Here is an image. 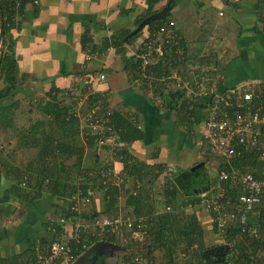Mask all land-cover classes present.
<instances>
[{"label":"crops","instance_id":"obj_1","mask_svg":"<svg viewBox=\"0 0 264 264\" xmlns=\"http://www.w3.org/2000/svg\"><path fill=\"white\" fill-rule=\"evenodd\" d=\"M167 3L162 2L161 5L165 6ZM160 6H156L154 10L160 11ZM145 10V0H38L36 6L27 4L21 15L15 18V27L11 30L18 76H24V81H20L21 85L17 91L22 90L21 86L28 85L37 93L55 89L58 90L59 96L66 92L81 95L74 105L81 107L80 114H88L87 108L97 105L102 113L108 112L110 115L114 112L125 116L143 131L142 140L119 145L127 147L138 162L174 168L175 166L166 160H170L172 155L168 153L164 157V153H161V149L169 143L171 148H178L177 154L180 158L183 157L181 161L184 160L185 168L180 169H187L200 161L201 151L210 155L211 153L207 143L205 151L201 136L198 138L200 146L197 144L196 152H187L193 143L187 145V151H183V145L188 143L185 137H191L195 143L196 137L193 119H180L184 117L183 111H172L166 105L167 99L172 102L175 100L171 99V95L178 91L176 80L172 77L178 75L183 81L182 86L189 85L188 89L181 87L179 91L184 94L181 102L194 96L189 90L194 78L192 67L210 70L215 76L222 77L224 83L218 86L223 87L246 80L264 79V75L243 80L234 79L226 71L230 61L261 42L260 38L264 42V27L261 22L264 16V0H171L169 17L161 25L169 21L174 22L171 30L177 37L178 46L167 52L164 58V64L171 61L173 66L163 68L160 64L161 69L149 70L150 80L142 78L139 70L134 71L135 57L132 59L133 64L129 62L125 70L124 66L150 34L161 25L154 26L150 33L145 27L133 43L123 44L124 57L116 54L118 47L112 45L114 37L136 29L139 25H136V22L145 14ZM208 25L210 26L206 29ZM216 28L219 31L215 30ZM233 34L234 47L229 44L232 48L227 49V57L222 60L215 50L219 45L228 42L227 37ZM192 40L196 41V45L192 44L195 42ZM227 59L228 65L225 64ZM100 74L105 75L104 80H99ZM159 74H162L161 77ZM93 100L94 103H91ZM113 137L118 140L117 135ZM105 150H110L112 155L116 154L112 145ZM177 154L175 159L178 158ZM210 157L215 158L212 155ZM112 165L117 171L123 169L118 160H114ZM175 169L179 170L176 167ZM8 173L10 172L6 165H0V259L8 260L19 256L23 262L30 261L31 251L36 252L41 239H51L53 236V225L59 219L58 211L56 212L57 202L50 194H38L37 189L32 186H21L23 190L19 191L16 187L17 180ZM216 187H210L207 196L213 203H218V210L215 212L210 207L202 206V203L201 206L193 208V211L205 230L207 237L204 241L208 244L212 239L209 234L213 233V219L209 209L216 216L223 218L225 230L231 223L239 225L240 233L229 232L230 238L226 233L225 238L218 236V239H215L219 245H228L230 250L228 259L219 263L237 264V249L232 247L230 242H243L245 235L242 233L246 232V229L249 231V237L255 236L250 234L251 229L255 227L246 228V220L244 224L240 223L241 215L232 216L233 206L224 211L222 209L221 212L219 199L227 195L226 184H222L223 190ZM230 189L235 191L232 187ZM227 196L231 199L230 195ZM236 196L233 198L234 202ZM31 219L35 222H28ZM16 226L19 227L15 228ZM262 234L261 240H264V233ZM244 244L247 245L245 242ZM263 245L259 248H263ZM10 250L14 251L11 255L6 253Z\"/></svg>","mask_w":264,"mask_h":264},{"label":"trees","instance_id":"obj_2","mask_svg":"<svg viewBox=\"0 0 264 264\" xmlns=\"http://www.w3.org/2000/svg\"><path fill=\"white\" fill-rule=\"evenodd\" d=\"M34 1L35 0H0V17L3 31L0 41L2 48L0 58V82L2 83V87L0 88L1 131L10 129L13 116L12 109L16 107V103L18 104L17 101L16 103H5L17 93V88L20 87V83L24 81V76H18L17 58L14 54L11 30L15 27V18L21 15L24 7L27 4H33L34 6L37 5V3H34ZM36 1L38 2V0ZM167 1L168 0H145L146 12L136 22V25H138L146 16L158 12L159 10H154V8L156 6H160L162 2H165L166 4ZM163 7L164 6L161 5L160 9ZM168 17L169 15L159 21L150 23L145 27L148 28L150 33L154 26H157V24L161 25L166 19H168ZM261 20H263V18ZM141 32L142 30L128 39L127 42H124L123 39L127 34H129V31L123 32L121 35L114 37V42L112 45L115 46V48L116 46L118 47L116 49V54L124 57L125 52L122 48L123 44L128 45L133 43L135 39H137V37L141 34ZM133 58L134 55L131 56L129 60H127L124 70L129 62L133 64ZM133 60L134 66H132L134 71H138V61L136 59ZM161 65L153 67L151 71L153 69L154 71L161 69ZM165 66L167 65L163 64V68ZM232 85L233 84L228 86ZM179 91L180 90L175 92L177 95L173 102L170 99L166 100V105L172 111H183L184 120L191 121L197 111L200 113L204 112L205 109L214 105L211 94L204 96H191L189 98L183 99L181 102L184 94L182 95ZM44 93L48 97V100L41 106V111L44 116L49 117L50 121L52 122H50V126H48L50 127V130L47 132L41 131V152L45 159L62 157V161L59 164L61 167L58 166V169L61 168L62 171L64 170V166L67 161L75 160V162L72 164V168L76 170L77 176L81 175L82 178L78 184L74 185L72 183L74 177L71 178L69 174L57 170V165L55 166L53 164H51L53 167H44V170L42 169V172L38 173L36 178L31 177V169L27 168L29 166L28 164H22V161H19L18 164H14L12 162L15 152L11 150L9 154L0 155V161H3V163H0V165L2 167L3 165H6L8 172H10L8 175L17 180L19 186L17 184L16 187L19 189V191L22 189L21 186L26 188L32 186L37 189L38 194L40 195L42 193L50 194V197L56 199L58 209L56 212L58 211L57 214L59 217L68 216L70 214L68 213V207L70 204L68 201L74 194H76V192L80 193L81 196H89L91 193H93V191H102V202L106 203L105 209H103V211L95 210L89 214L76 215L88 220L93 218L95 219L104 214H109L110 212H113L116 215L115 217H118V197L123 196L125 198L124 208L131 214L130 216L126 217H130L134 221L144 219L147 225L145 229L146 233L142 236V250L139 253V248H136L130 255L128 254L126 257H124V264H221L219 262H212V259L210 261L206 260L207 256L205 254V251L209 248L219 245L215 240L218 239V236L223 238L220 235L219 229L217 227L216 214L211 212L209 209L213 219V233L209 234L211 235L212 239L209 241L210 244H208L206 241H204V239L207 237L205 230L203 229L198 216L193 211V208L202 205L203 198L201 195L203 193L208 192L210 187L217 186V173L219 171L237 169L244 173H250L256 178H264L263 162L259 161L252 153L245 151L244 148H237L236 152L240 151V154H235L229 163H222L220 162L221 160L218 159L220 165L213 171L216 174L215 179H210L209 176L202 171L204 166H202L199 170L200 173H198V170L191 172L189 167L187 169L176 170V173L173 177H164L165 168L161 164L147 165L137 163V160H135L132 154L128 151L127 147L119 146L121 143L131 144L134 141H139L144 138L143 131L140 130L136 124L131 123L132 121H130L129 118H125V116H119L113 112L108 115L107 122L105 121L107 119V112L102 113V110L97 108L98 106L95 104V107L91 106V109L89 107L87 108L86 113L88 114L82 115L80 114L81 107H74V105L78 102L77 100H79L78 98H80L79 96L81 95H74L67 92L62 93L61 96L63 99L67 100V103H64L62 102L63 100H59L58 98V90L49 89ZM178 99H180V101ZM177 102L180 104L178 105ZM91 103H94V100ZM92 110L96 111V113L93 115H91ZM89 115L91 117L88 120ZM96 119L104 122V124L107 123L109 128L108 132H106L107 135L118 136V140L114 138L117 146L113 148L114 153L116 152V154L113 156H115V158L122 164V170L125 174H127V177L124 178L125 182L120 187L112 186L109 183L103 184L102 180L99 178L100 170H94L97 169L95 166L96 162L91 164L84 160L87 150H105L108 149L109 146V144L101 146L98 145V131L92 129L89 126ZM80 121L84 122V126H79ZM31 129L34 130L33 127ZM51 129L56 132L61 131L63 134L60 137H56L51 132ZM12 135L16 137L15 133H12ZM202 141L204 142L205 151H207L205 144L206 142L203 140V138ZM34 145H36V141L34 142ZM210 156L211 155L209 153H204L203 157L205 160H207V163L211 159ZM7 160L10 161V164H7L8 162L6 163ZM206 162L203 161V165ZM199 163L200 161L193 165H197ZM106 165L107 166L104 167L113 168L112 164L107 163ZM141 169H144L145 172L143 173ZM91 172H95L96 175L90 176L89 173ZM161 176H163V180L160 182L162 196H160L161 198L157 200H154V197H150L149 190L144 191V186L137 190V192L130 191L127 188L126 181L128 178L135 179L134 184L139 185L141 181H143L142 183L144 184L145 180L146 183L153 184V182L157 181ZM226 194L230 195L231 199H228L227 197L229 196L227 195L219 199L222 206L221 212H223L224 209L233 206V210H231V212L234 215L232 216H240L243 214L244 211L238 208L237 203L234 202L233 199L236 196V192L232 191L228 184H226ZM157 204L161 206L160 209H157ZM234 205H236V207H234ZM190 209H192L191 212L188 211ZM249 226H254L255 228L257 227L256 231L258 234L249 237V231L246 229V232L242 233L245 235L243 242L242 240L234 242L232 247L237 249V258H235L236 262H238L237 264H241V262L242 264H254V260L257 257L255 253H257L260 245L264 244V240H261V235L264 233V199L260 204L254 206L252 210L246 211V228H249ZM53 230L54 233L50 240L48 238L41 239L36 252L31 251L32 258L30 261L23 262L20 260L19 256H15L11 259H8V261L1 258L0 264L32 263L35 260L38 252H47L49 245L46 248H43V246L46 244H51L53 241L58 240V238L63 235V227L61 224L57 222L54 223ZM102 231L104 232V237L102 239H99L97 236H90V234L82 232L80 244H75L74 242H71L70 244L73 250V255H80L93 243H97L98 241L116 242L117 244L115 245L119 244L118 235L107 231L106 227L102 228ZM239 231V225L231 223L226 228V233H228L227 237H231L229 236V232L231 234L233 232L236 234ZM123 234L125 237L124 239L126 240V245L128 244L131 246V248H133L134 246L130 245V242H127V240H129V232L124 231ZM84 242L87 245L85 248H82V243ZM244 242L247 245H245ZM128 245L126 246L127 248L124 247L127 250H129ZM155 251H159L161 253V259H163L162 261H158L156 259L154 256ZM136 255L141 256L139 261L134 259ZM180 256L183 258L181 259Z\"/></svg>","mask_w":264,"mask_h":264},{"label":"built area","instance_id":"obj_3","mask_svg":"<svg viewBox=\"0 0 264 264\" xmlns=\"http://www.w3.org/2000/svg\"><path fill=\"white\" fill-rule=\"evenodd\" d=\"M34 3H37V1L35 0ZM173 26V21L161 25L150 34L142 47L135 52L134 57L138 61L139 73L142 78L150 80L151 77L148 71H151L157 65H163L167 52H171L172 48L178 46L177 37L171 30ZM262 26L264 27V23ZM171 63V61H167L164 65L172 67L173 64ZM192 72L194 78L192 85L189 87L191 94L194 96L211 94L214 103L213 106L204 110L206 115L202 133L203 140L207 143L211 155L221 160L222 163H229L235 154H240V151L236 152V149L244 148L245 151L252 153L259 161L264 163V79L246 80L242 83L223 87L222 85L218 86L224 83L222 77L215 76L210 70H200L198 67H192ZM172 78L176 80L177 90H181V87L188 89L189 85L185 84L187 87L182 86L183 81L178 75ZM104 79L105 75L100 74L99 80ZM151 85L155 84L151 83ZM95 113V110L91 111V115ZM108 115L107 112V118ZM90 117L89 115L88 120ZM89 126L98 131L99 146L106 144L112 145L113 148L117 146L113 135L106 134L109 130L107 123L104 124V122L96 119ZM114 173V167H102L99 178L103 184L109 183L112 186L120 187L125 179L121 178L119 180ZM175 173L176 169L166 167L164 177H173ZM217 179L218 188L223 190L222 184H228L236 191L237 206L244 211L239 220L241 224H244L246 211L252 210L264 199V178H256L250 173L230 169L219 171ZM117 182L119 183L117 184ZM207 194L208 192H205L201 195L203 205L212 208L216 212L218 203L209 200ZM69 202L68 213L70 214L61 216L57 220V223L63 227V235L49 244L46 253L38 252L35 260L28 264H74L76 259L85 252L74 256L70 244L71 242L80 244L82 232L88 234L87 228L79 220L80 216L76 215L80 214L84 206L89 205L90 196H81L80 193L76 192L69 199ZM216 222L219 233L224 238L226 234L225 221L221 216H216ZM96 225V228L100 231L106 227L107 231L115 235L128 231V242L139 245L140 247L135 246L139 248V253L142 250V236L146 233L147 226L144 219L134 221L129 217L119 218L118 216L111 221L97 222ZM250 234L256 235V229H251ZM124 238H122L123 242H126ZM86 245L85 242L82 243V248H85ZM134 259L139 261L141 256L136 255Z\"/></svg>","mask_w":264,"mask_h":264},{"label":"rangeland","instance_id":"obj_4","mask_svg":"<svg viewBox=\"0 0 264 264\" xmlns=\"http://www.w3.org/2000/svg\"><path fill=\"white\" fill-rule=\"evenodd\" d=\"M262 23H264V17L263 20H261ZM210 25H208V27H206V29L209 28ZM205 29V30H206ZM215 30H218L217 28ZM201 31H204L201 29ZM219 31V30H218ZM234 31V30H232ZM228 42H226L223 45H219V48H217L215 51L217 54H219V56L221 57L222 60H224L223 58L227 57L226 51L228 48H232L231 46L234 44L235 42V34H233V36H229L227 37ZM232 40V41H231ZM261 42H258L256 45H253L250 49H248V51H245V53H243L241 56H237L235 58V60L233 59L232 61H230L229 65H228V59L226 60V65H228L226 71L228 72V74H230L232 77L237 78V79H245L247 77H254V76H262L264 75V42L262 41V39L260 38ZM195 41V40H192ZM193 45H196V41L192 42ZM231 46H230V45ZM198 45V44H197ZM228 45V47H226ZM234 47V45H233ZM225 68V66H224ZM26 83V82H25ZM22 90L17 91V93L10 98L5 104L7 103H12L16 101L18 102V104L16 103V107H14L12 109L13 112V116H12V122H11V127L10 129H7L6 131H1L0 128V154H9L12 151L15 152V156L14 159L12 160V162L14 164H18L19 161H22V164H28L29 166L27 167L28 169H31L30 174L31 177L36 178L38 173L42 172V169L44 170V167L46 168H50V166L53 165H57V170H61L58 169V166L61 167L59 164L62 161V157H54L51 159H45V157L43 156L41 149V142L42 141V137H41V131H48L50 130V118L44 116V114L41 111V106L48 100V97L46 96L45 93L43 92H36L34 90H31L28 85L25 87V85L22 87ZM59 100H62L63 98L61 96L58 95ZM62 102L67 103V100L64 99ZM206 115V112H196L194 117H193V128H194V132H195V137H196V143L194 142V140L191 137H185L186 141L188 143H185L182 147L183 151H187V145H190L189 149H188V153L192 154L194 152H196V150L198 149V145L200 146V140H198V138H202V133H203V128H204V117ZM175 116V115H174ZM184 117H181L180 119H182ZM181 121V120H179ZM79 126L82 127L84 126V122H79ZM41 124V125H39ZM52 124V123H51ZM37 125V127H36ZM34 128L31 129V128ZM146 129V128H145ZM51 132L57 137V136H61L63 133L61 132H56L54 130L51 129ZM181 132V131H180ZM184 132V131H182ZM12 133H15L16 137H14V135H12ZM186 134V132H184ZM39 140V141H38ZM36 141V145H34V142ZM27 142V143H26ZM26 143V144H25ZM198 144V145H197ZM202 150V148H201ZM178 148H171L169 146V143L166 144L164 146V148L161 149V153L163 154L164 157L167 156V154H171V158L166 159L167 162L169 164L174 165L176 168H185L183 162L181 161L179 155L177 154ZM153 152V151H152ZM200 153H202V157L200 159V163L203 165V161H207L205 160L204 153L201 151ZM113 154V153H112ZM111 154L110 150H100V149H95V150H87L86 154H85V161H88L91 164H94L96 162V168L94 170H100L102 167L107 166L106 164H112L114 162V160H117L116 158H114V156ZM177 154V157L180 159H175V156ZM150 156H148L149 158ZM56 159V160H54ZM54 160V161H53ZM136 160V159H135ZM113 161V162H112ZM8 162V163H7ZM74 161H67L65 163L64 166V170L62 172L69 174V176L71 178L74 177L73 179V184H78L81 181L82 176H77L76 174V170L74 168H72V164ZM7 164H10V161L7 160L6 161ZM137 163H141V164H147V163H143V162H138ZM219 160L216 158L211 157L210 161L207 163H205L203 166V172L205 174H207L209 176L210 179H215L216 178V174L213 172L214 170L212 168H216L217 165L219 164ZM195 165H190V168L193 167ZM53 167V166H52ZM139 167V166H138ZM172 167V166H171ZM174 167V169H175ZM202 167V166H201ZM56 169V168H55ZM199 169L198 170V173ZM115 170V177H117L119 180L121 178H125L127 177V174L124 173V171L114 169ZM195 170V171H196ZM141 171L144 173V169H141ZM194 172V171H193ZM90 176H95L96 173L95 172H91L89 173ZM198 175V174H197ZM98 179V178H96ZM163 180V176H161L157 181L153 182V184H148L146 183V180L144 181V184L142 183L143 181H141V183L139 185L134 184L135 183V179H130L128 178V180L126 181L127 184V188L130 191H136L139 190L141 187L144 186L145 190H149L150 192V197H154V200H157L159 198H161V188H160V182H162ZM200 180V178H199ZM119 182H117L118 184ZM147 184V185H146ZM102 194L103 192L101 191H93V193H91L90 196V203L87 206H84L81 209L80 214H89L95 210H100L103 211V209H105V204L102 202ZM118 212H117V216H119V218H124L126 216H130L131 214L124 208V201L125 198L123 196H119L118 197ZM61 202V201H60ZM69 202V201H68ZM157 209H160L161 206L159 204H157ZM203 206V205H202ZM234 207H236V205H234ZM52 209V207L50 206V210ZM189 212H191V210H188ZM115 214L113 212H110L109 214H104L102 216H99L97 218H93L91 220H88L86 218L80 217L79 220L81 221V223L87 228L88 230V234H90V236L94 235L95 237L97 236L99 239H102L104 237V232L100 231V229H97V222H103L104 220H113V218H115ZM129 219H131L129 217ZM32 221L33 223L35 222V220L31 219L28 220V222ZM31 223V222H30ZM29 225V224H27ZM26 225H24L25 228ZM19 226H16L15 228H18ZM40 230L42 232H44V230L42 228H40ZM21 234L24 233V231H19ZM31 233V232H30ZM106 233V232H105ZM123 233L118 234V246L116 249H113L111 247H106L105 249V254H110V256L112 258H116V264H124L123 263V258L126 257L128 254L130 255L133 250L136 249V247H140L139 245L137 246V244H131L134 247L131 248V246H129V250L125 249L127 248L126 243L123 242ZM50 240V239H49ZM239 240V238L237 239ZM128 242V240H127ZM113 244H117L116 242H110ZM129 243V242H128ZM233 245V242L231 243ZM49 244H46L43 248H46ZM136 246V247H135ZM125 247V248H124ZM262 248H258L257 253L256 254V259L254 260V264H264V245L262 246ZM143 248V247H142ZM14 251L10 250L7 251L6 253H13ZM103 254V257L104 255ZM154 256L156 257V259L159 261H162V255L159 251H155L154 252ZM180 258L182 259L183 257L180 256ZM7 260V259H6ZM8 261V260H7ZM186 262V261H185ZM101 264H105V263H101ZM223 264V263H222Z\"/></svg>","mask_w":264,"mask_h":264},{"label":"water","instance_id":"obj_5","mask_svg":"<svg viewBox=\"0 0 264 264\" xmlns=\"http://www.w3.org/2000/svg\"><path fill=\"white\" fill-rule=\"evenodd\" d=\"M171 9V0H168L167 5H165L160 11L153 13L151 15H149L148 17L144 18L139 25L136 27L135 30L131 31L129 34H127L123 41H127L128 39H130L131 37H133L136 33L140 32L145 26L149 25L152 22H155L156 20H160L164 17H166L169 13ZM1 17H0V41L2 38V23H1ZM1 44H0V58H1ZM176 93L171 95V99H175L176 97ZM201 166H203L201 163L193 166L190 168V171L193 172L196 169L201 168ZM106 247H111L113 249H116L118 246H116L113 243L110 242H97L95 244H93L92 246H90L89 249H87L82 255H80L74 264H93L95 262V259H97L98 256H103V254H105V249ZM229 246L228 245H217L214 246L212 248H209L208 250L205 251V254L211 255L213 256L212 262H223L225 260H227L228 256H226L224 259L219 260V257H223L225 255V253H229ZM93 254V258H90L89 255ZM109 261L108 264H115L116 260L114 258H112L110 256V254H105L104 255V262Z\"/></svg>","mask_w":264,"mask_h":264},{"label":"flooded vegetation","instance_id":"obj_6","mask_svg":"<svg viewBox=\"0 0 264 264\" xmlns=\"http://www.w3.org/2000/svg\"><path fill=\"white\" fill-rule=\"evenodd\" d=\"M98 242H102V241H98ZM93 244H95V243H93ZM93 244H92V245H93ZM92 245H91V246H92ZM88 249H89V248H88ZM228 254H229V253H225V255H224L223 257H219L218 259H219V260L224 259L226 256H228ZM206 256H207L206 260H208V261H210L211 258L213 257V256L208 255V254H206ZM89 257H90V258H93V254L89 255ZM115 259H116V258H115ZM116 261H117V260H116ZM101 263L108 264L109 261L106 260V262H104V257H103V256H98L97 259H95V262H94L93 264H101ZM115 264H116V263H115Z\"/></svg>","mask_w":264,"mask_h":264},{"label":"clouds","instance_id":"obj_7","mask_svg":"<svg viewBox=\"0 0 264 264\" xmlns=\"http://www.w3.org/2000/svg\"><path fill=\"white\" fill-rule=\"evenodd\" d=\"M90 248V247H89Z\"/></svg>","mask_w":264,"mask_h":264}]
</instances>
